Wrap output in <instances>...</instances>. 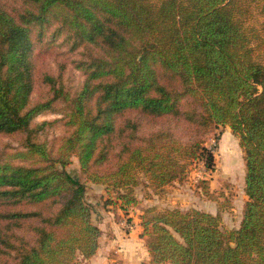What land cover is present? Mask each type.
Here are the masks:
<instances>
[{
	"label": "trees",
	"instance_id": "obj_1",
	"mask_svg": "<svg viewBox=\"0 0 264 264\" xmlns=\"http://www.w3.org/2000/svg\"><path fill=\"white\" fill-rule=\"evenodd\" d=\"M23 1L19 15L0 4V134L28 132L16 155L39 165L0 159V264H73L97 253L101 230L84 184L66 171L72 157L91 182L119 191L127 212L139 174L156 187L183 180L220 126L231 128L245 154L241 226L224 231L218 215L168 211L144 226L152 264H264V61L248 24L253 6L264 17V0ZM58 21L102 54L75 96L47 77L50 96L33 104V29ZM59 101L70 133L53 157L30 127ZM123 112L170 128L117 129Z\"/></svg>",
	"mask_w": 264,
	"mask_h": 264
},
{
	"label": "rangeland",
	"instance_id": "obj_2",
	"mask_svg": "<svg viewBox=\"0 0 264 264\" xmlns=\"http://www.w3.org/2000/svg\"><path fill=\"white\" fill-rule=\"evenodd\" d=\"M0 4L14 15L23 14L26 10L23 0H0ZM248 24L258 33L254 45L257 47L260 60L264 61V17L257 6H253ZM100 51L99 48L76 39L75 35L59 21L37 25L33 29L31 48L35 81L33 104L38 100L45 101L50 96L51 82L47 80V77H51L58 85L62 84L64 90L73 96L79 93L92 72L89 66L98 54H102ZM66 112L67 108L59 101L34 117L31 123L34 140L46 143L53 157L57 156L63 140L70 133L66 125ZM45 122L50 124L42 130H35L38 125ZM128 122L141 123L145 131L170 128L167 120H153L152 117L137 112H123L114 119L117 129L124 127ZM27 134L28 132L0 134V159L27 166L39 165L37 158L16 155L18 152L25 151L23 145ZM137 136L143 137L144 134L140 133ZM204 146L208 152L188 165L183 180L177 179L165 186L156 187L151 184L147 176L139 174V184L133 188V196L137 202L130 205L127 212L120 207L122 201L118 199L119 191L111 190L109 193L105 185L91 182L82 172L77 157L71 158L66 171L84 184L85 201L91 208L92 221L95 225L101 224L104 217L108 215L113 216L119 223L124 220L126 225H133V227L139 224L142 229V239L147 248L152 236L150 234L145 236L144 226L148 224L151 228L155 219L172 210L184 213L198 210L214 216L218 215L221 217L222 230L237 231L241 226L245 205L249 200L245 190V154L240 140L232 133L230 127L220 126L206 138ZM209 151L214 154L212 165L207 161ZM57 167L61 169L60 166ZM73 264H82V262L77 259Z\"/></svg>",
	"mask_w": 264,
	"mask_h": 264
},
{
	"label": "crops",
	"instance_id": "obj_3",
	"mask_svg": "<svg viewBox=\"0 0 264 264\" xmlns=\"http://www.w3.org/2000/svg\"><path fill=\"white\" fill-rule=\"evenodd\" d=\"M108 214L113 213L108 212ZM97 225L102 231L100 247L90 259L80 260L82 264H152L139 224H136L132 230L125 229L126 221L122 220L119 223L113 216L108 215L101 224L97 223Z\"/></svg>",
	"mask_w": 264,
	"mask_h": 264
},
{
	"label": "built area",
	"instance_id": "obj_4",
	"mask_svg": "<svg viewBox=\"0 0 264 264\" xmlns=\"http://www.w3.org/2000/svg\"><path fill=\"white\" fill-rule=\"evenodd\" d=\"M127 229L132 230L133 229V225H126Z\"/></svg>",
	"mask_w": 264,
	"mask_h": 264
}]
</instances>
